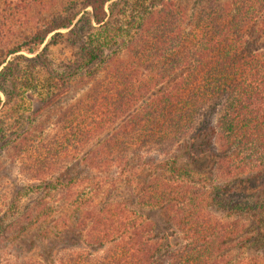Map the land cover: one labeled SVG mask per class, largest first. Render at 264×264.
<instances>
[{"label": "trees", "instance_id": "16d2710c", "mask_svg": "<svg viewBox=\"0 0 264 264\" xmlns=\"http://www.w3.org/2000/svg\"><path fill=\"white\" fill-rule=\"evenodd\" d=\"M33 124L57 126L40 143L56 160L19 219L0 217V264H264V0H0V147ZM59 190L68 256L47 233L46 253L5 258Z\"/></svg>", "mask_w": 264, "mask_h": 264}, {"label": "rangeland", "instance_id": "374dc122", "mask_svg": "<svg viewBox=\"0 0 264 264\" xmlns=\"http://www.w3.org/2000/svg\"><path fill=\"white\" fill-rule=\"evenodd\" d=\"M58 3V2H57ZM56 5H53L52 7H56ZM65 31V30H63ZM43 47V46H42ZM27 55H32L31 53H25ZM53 54H55L58 58L61 57L62 52L59 47L53 48ZM39 101L33 100L30 97H26L23 100L20 101L21 104H23L25 108V112L27 115H29L31 112H33L34 109H36L39 105ZM41 113V114H40ZM39 113V118H49V121L55 122L57 120L56 113L57 109L56 107H52L50 110H48V107L43 109ZM47 116L44 117V114H47ZM26 119V118H25ZM25 121V120H24ZM23 120L19 122H15L14 119H10V126L8 127V132H14V131H22L26 127L27 123H25ZM39 122V121H38ZM24 124L23 126H21ZM38 124H33L30 126V130L27 133V139L26 140H20L17 143L10 142V144H3V147H0V217L3 216L4 213L9 209V215L14 214L15 216H12L11 218H5V225L12 226V223L15 221L14 219H19V215L22 213V211H25V207L30 206L31 201L37 198V193L35 190H28L27 187L31 185L32 183H37L39 180L35 176L37 173L38 168L42 165L43 162L46 163H55L56 158H52V154L48 153L40 144L42 142V139H48L52 137V134L56 132L57 126L53 127V129L46 132L44 135V132L42 134V131L40 130V126ZM21 126V127H20ZM211 136V135H210ZM208 135V137H210ZM207 136H203L200 138V140H203L204 142H207ZM210 141L214 142L215 146H218V142L216 140L215 135L212 137ZM188 139H185V142ZM23 141V142H22ZM27 141V142H26ZM209 148V147H207ZM182 147L177 146L173 149L172 153H181ZM48 154V155H47ZM208 154V152H207ZM159 155L161 157H166L168 153H165L164 151H160L159 153L156 152V154L150 153L148 154V157ZM213 159V158H211ZM207 159L204 158L201 159L200 163H203V167H205L206 171L214 173L219 181L222 182H228L231 180L232 177L229 175L226 176L224 173H222L218 168L216 172V166L213 162L206 161ZM119 186L120 190L123 191L127 186L120 182L119 178H117V174L111 175L110 182H109V190H112L111 195H119L120 193H117L115 190L116 186ZM233 185V184H232ZM37 186V185H36ZM36 188V187H35ZM127 189V188H126ZM109 190L107 191L106 196L109 193ZM120 192V191H118ZM61 190L59 191H53L51 194L49 193V196L47 195V201H50V203H54V205L60 204L58 206V212L55 213V215H51L43 222L41 223V226L34 228V233L25 238H17L18 235L13 236L9 235L8 239L2 240L1 243H7L11 240V244L16 245L10 246L9 243L7 245H4L3 250L4 251V257L5 258H13L12 251L15 248L16 253L23 254L26 253V251L29 248H26L27 244L30 243H37L39 245L38 251L40 253H46L48 248V241L49 239H53L58 244L56 246L55 252L56 254H59L60 256L65 254L67 250H63V247L65 245H68L69 243L75 242L73 238L67 242L65 238L57 237L56 234L52 233L53 229L61 230V229H67V225L65 224L66 221H64V215L61 213L65 211L64 207L61 206L62 201H64V197ZM57 207V206H56ZM67 213V212H65ZM61 216V217H57ZM16 217V218H15ZM13 219V220H12ZM18 225V224H17ZM16 225V226H17ZM51 231V232H50ZM52 233L51 237L48 239L45 237V234ZM48 239V240H47ZM54 241V242H55ZM22 249V250H21ZM29 255V254H28ZM44 255V254H42ZM66 255V254H65ZM68 256V255H66ZM19 258L20 261H26L29 260L30 256H26L23 258Z\"/></svg>", "mask_w": 264, "mask_h": 264}]
</instances>
